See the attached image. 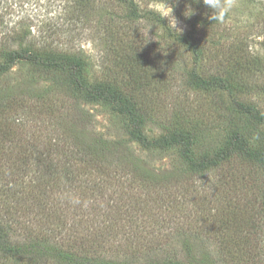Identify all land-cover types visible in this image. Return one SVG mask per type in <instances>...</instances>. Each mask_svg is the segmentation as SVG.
I'll list each match as a JSON object with an SVG mask.
<instances>
[{
    "label": "rangeland",
    "instance_id": "rangeland-1",
    "mask_svg": "<svg viewBox=\"0 0 264 264\" xmlns=\"http://www.w3.org/2000/svg\"><path fill=\"white\" fill-rule=\"evenodd\" d=\"M134 1L140 13L146 14L141 19H128V9L114 0H0V64L5 61L3 51L20 46L42 55L80 58L86 83L123 85L146 113L145 131L150 139L185 131L193 139L197 159L217 155L234 132L250 148L264 149V124L238 112L233 102L250 104L264 114V0H230L231 8L220 23L209 19L213 12L203 0H168L179 31L167 19L162 24L150 16L157 15L148 8L153 0ZM189 11L192 14L186 15ZM171 33L187 38L195 51ZM193 68L203 78H226L232 94L191 87L187 78ZM64 80L69 82L68 72L31 62H18L0 73V104L11 97L10 108L0 112V126H10L5 128L9 140L0 152L17 156L22 145L33 148L31 160L42 159L46 153L45 161L51 160V165L61 162L63 168L57 170L62 177H74L79 171L67 167L80 155V139L83 145L103 141L110 147L104 154V167L85 169L88 180L83 190L94 189L95 200L86 191L76 197L77 202L57 199L55 209L63 214L66 230L87 224L89 210L83 202L91 200L89 206L101 205L102 211L111 214L119 209L117 214H122L116 223H109V231L107 223H92L109 234L101 246L115 255L123 249L118 244L123 239L120 225L132 234L143 232L137 237L142 242H168L169 252L179 251L188 239L193 253L211 255L213 264H264V174L260 167L234 157L203 174H184L189 165L179 147H141L130 139L128 119L109 105L73 100L72 95L68 101L61 90ZM48 96H57L59 102L45 101ZM138 168L170 175V182L161 179L165 184L151 189L139 186L134 174ZM35 171L30 170L23 183L31 195L30 184L36 191ZM175 175L179 178L174 183ZM5 176H0L1 207L7 195L11 197L9 188L18 183L16 177L10 183L11 177ZM46 188L42 185L43 191ZM49 193L46 200L57 196ZM34 209L32 216L39 212L37 206ZM41 223L36 221L32 234L40 231ZM136 223L138 229L131 230ZM66 230L60 235L67 240ZM67 243L75 245L74 238ZM15 259L0 256V264H23Z\"/></svg>",
    "mask_w": 264,
    "mask_h": 264
},
{
    "label": "trees",
    "instance_id": "trees-1",
    "mask_svg": "<svg viewBox=\"0 0 264 264\" xmlns=\"http://www.w3.org/2000/svg\"><path fill=\"white\" fill-rule=\"evenodd\" d=\"M114 1L125 5L128 9L127 18L130 20L141 19L146 16V14L143 15L140 13L134 0ZM150 16L157 22L163 24L164 21L160 20L158 15L150 13ZM173 36L177 41L185 43L195 51V46L187 38L178 35ZM2 55L5 61L0 64V73L9 70L18 62H31L61 73L68 72L69 82L64 80L60 83L62 84L61 90L65 93L68 101L71 100L70 96L72 95L73 100H82L89 103L102 102L109 105L116 114L125 116L128 119L131 127L130 139L145 149L179 147L182 157L189 165L188 169L184 171V174H203L208 170L228 163L234 157H239L257 165L262 169L264 174V149L255 150L250 148L247 140L238 132H234L229 136L226 147L217 155L199 159L194 157L193 139L185 131L175 130L150 139L145 131L147 115L136 105L126 90L123 89V85H119L115 81H103L94 85L86 83L83 79L84 63H82L80 58L73 59L72 57L54 53H51V55H42L22 48L21 46L19 49L5 50L2 52ZM197 58L198 55L195 52L194 60L196 61ZM187 79L188 84L198 90L219 89L229 94H232L233 91L231 84L226 78L218 75L203 78L194 68L189 72ZM0 97L3 98L2 96ZM10 99L11 97L8 96L1 102V113L10 108ZM47 100L55 103L59 99L57 96L55 98L54 96H48L45 97V101ZM233 102L238 112L252 119L257 124H264V114L256 107L237 100ZM63 103L66 105L67 101ZM59 105L55 107L59 108ZM1 127L0 147L4 148L6 145L5 140H9L10 137V132L6 131L5 128L10 126ZM23 135L20 134L19 136L23 137ZM79 144H82L80 147L82 149L80 155L67 167L68 169L66 168L74 172L79 171L74 177H69L67 174L62 177L57 170L63 168L61 162L57 160L59 162L55 166L51 165L49 163L51 160L45 161L46 153L42 155L43 160L39 158L34 161L31 160L33 148L25 149L26 146L22 145L20 147L22 150L19 149L16 151L17 156H13L12 152H0L2 154L0 158V176L6 177L5 175L8 174L12 179L10 183L13 182V177H16L15 179L18 180V183L14 182V188H9L11 189V197L7 195L2 207L0 203V208L9 210V213H7L3 209H0L1 257L7 259L16 258L15 260L18 263L23 264L24 262L29 264H213L210 259L212 257L211 255L207 253H200L198 256L195 255L192 251L191 242L188 239L183 240V245L179 251L169 252L168 242L165 244L154 241L152 243L142 242L137 237L141 236L140 234L143 232H140L139 235L138 233L132 234L129 230L130 227L128 228L129 232H127L126 228L120 225L119 228H122V231L119 236H122L123 239L118 241V244L123 247L121 253L115 255L114 252L103 249L101 241L104 239L106 241L109 234L97 225L96 227H93V225L99 222L103 224L107 223L108 227L105 230L109 231L111 230L109 223H116L117 217L122 216V214H117L120 212L119 209L115 214H111L107 210L102 211L103 207L101 205L95 206L93 204V206H89L91 200L83 202L86 209L89 210V213L85 217L90 221L86 219L85 223L87 224L80 226V229L74 228L66 230L63 227L64 224L61 223L63 221V214L60 215V212L57 214L55 209L57 199L77 202L76 197H79L81 194L83 195L88 189L83 190L88 180V173H85V169L89 165L92 169L104 167L105 163H107L104 154L110 150V147L108 145L106 146L103 141H93L88 145H83L80 139ZM86 145L87 147H85ZM72 150L74 148L70 149V151ZM64 154L67 153L65 152ZM33 169L37 171L34 172L35 176L32 180L33 183L36 181V187L34 186L36 191L32 188L33 184H30L32 190L31 195L30 192L24 191L23 183L26 182L25 179H28L29 172ZM50 169L52 170V174H48L46 180L41 183V179ZM134 174L137 177L136 179L140 181L139 186H148L146 189H151L152 186L161 182L165 184L161 179L167 180L166 183L170 182V179L167 178L170 175H154L151 171L144 168H138V170L134 171ZM178 178L179 176L175 175L173 182L175 183ZM187 178H189V175H187ZM46 184H48L47 188H49V191H47ZM42 185L45 186L46 191L42 190ZM91 190L93 193L91 191H86V193H90L89 195L94 197L95 200V191L94 189ZM48 192L57 194V196L53 200H46V198H50ZM31 196H34V199H31ZM8 199L11 200V203ZM17 199L23 205H19L16 202ZM30 202L34 204L29 206ZM83 204L78 203L76 206H83ZM34 206H37L39 212L36 213L37 215L32 216L30 214L32 211H35ZM29 207H31V210ZM73 216L75 218L74 211ZM36 221L39 224L42 222L40 231L32 234L31 231L34 229ZM138 226L139 223H136V228L131 230L138 229ZM62 230H66L65 234L69 233L67 239L69 242L71 238H74L75 245L67 243L66 237L64 238L60 235ZM201 255L202 257H199Z\"/></svg>",
    "mask_w": 264,
    "mask_h": 264
},
{
    "label": "clouds",
    "instance_id": "clouds-1",
    "mask_svg": "<svg viewBox=\"0 0 264 264\" xmlns=\"http://www.w3.org/2000/svg\"><path fill=\"white\" fill-rule=\"evenodd\" d=\"M204 5L212 10L213 14L209 17L214 23L223 22L224 16L231 8L230 0H203ZM148 8L154 11L160 20L167 19L169 23L174 25V30H177V21L173 16V7L168 3V0H153L148 4ZM191 11L187 12L186 15H191ZM168 23V24H169Z\"/></svg>",
    "mask_w": 264,
    "mask_h": 264
}]
</instances>
